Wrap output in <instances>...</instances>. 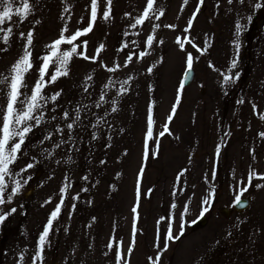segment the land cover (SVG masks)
Instances as JSON below:
<instances>
[{"label": "rangeland", "instance_id": "obj_1", "mask_svg": "<svg viewBox=\"0 0 264 264\" xmlns=\"http://www.w3.org/2000/svg\"><path fill=\"white\" fill-rule=\"evenodd\" d=\"M22 2L14 0L12 18L0 25V75H9L28 47L33 68L23 91L30 94L41 57L51 51L47 46L65 28L70 37L87 27L92 8L91 0H29L31 10L21 21L15 9ZM257 2L264 5V0H156L151 18L132 27L147 0H112L110 6L97 0L96 21L74 42L77 54L68 74L43 89L45 96L60 95L48 102L45 122L28 134L12 166L19 172L33 164L13 178L22 186L11 203L0 205L2 211L16 209L0 223V264H34L39 236L62 196L61 212L35 264H117V251L124 257L120 264H152L149 258L158 254V264H264V179H259L264 176V7L255 8ZM159 10L164 15L156 19ZM237 22L243 26L238 36ZM8 28L12 32L4 43ZM193 44L206 51L201 54ZM80 52L97 59H84ZM188 53L195 77L181 89ZM233 60L236 67L229 72ZM56 67L50 64L46 82ZM222 73L233 81L225 84ZM77 107L81 118L69 139L66 124ZM149 115L152 136L146 147ZM57 126L64 131L56 132ZM250 172L256 176L242 196L251 200L250 207L236 212L235 196ZM6 183L7 195L15 185L9 178ZM204 198L208 221L193 230L190 222L198 220ZM225 208L229 216L223 215ZM170 225L179 239L168 240L163 250Z\"/></svg>", "mask_w": 264, "mask_h": 264}, {"label": "snow or ice", "instance_id": "obj_2", "mask_svg": "<svg viewBox=\"0 0 264 264\" xmlns=\"http://www.w3.org/2000/svg\"><path fill=\"white\" fill-rule=\"evenodd\" d=\"M187 3V0H184ZM203 3V0H200ZM229 4L233 2V0H228ZM240 3H244V0H239ZM13 3L14 0H0V25H4L7 20L12 18L13 14ZM108 5L110 6L112 0H107ZM156 3V0H147L146 8L141 17L137 18L135 24L132 27H136V25L143 24L145 20L150 19V12L153 10V6ZM254 7L259 9L264 7L261 3H255ZM91 18L87 27L82 30H77L70 37H65L64 32L67 31V28L63 29L59 39L55 40L53 44L47 46L51 50L49 54L41 57L43 61L42 65L39 68V78L36 80L35 85L32 87L30 94L28 92L23 91L24 88L27 87L25 83L26 74L33 68L32 64V53L28 47L24 48L23 55L20 56L10 68L9 75H0V86H3L4 98L5 102L0 104V205H4L5 203H11L13 197L19 193L21 188V182L19 180L13 179L15 176H19L21 173L26 172L28 169L33 167L32 163L26 164V166L20 169L19 172H15L13 170V165L18 161L19 155L22 153V146L25 144L26 138L29 133L33 131L34 128L39 127L42 123L45 122V108L49 101L55 102L60 93H55L50 97L45 96L43 94V89L46 87L47 83L55 82L59 76H66L68 74V64L70 59L74 54H77V46L74 45V42L77 41L78 38L86 35L87 33L92 31L93 25L96 21L97 17V0H91ZM30 2L29 0H23L22 6L15 9V15L20 18L22 21L28 13L30 12ZM199 8H197V11ZM127 15V14H126ZM164 15L163 10L158 11V15H156V19H160L161 16ZM195 16V13H194ZM110 17V7L104 11L103 18L108 20ZM250 20L251 17L249 16ZM38 23V22H37ZM189 27H191L192 20H189ZM160 25H154V28H158ZM165 27H174L173 25H165ZM243 26L237 22L236 31L237 36L242 30ZM0 31H4L3 28H0ZM187 32L188 29L186 28ZM12 32L11 28L6 30V34L2 37L4 43L8 42V34ZM21 36H24V33H21ZM27 44L31 45L33 42V33L29 31L26 36ZM154 37L149 35L147 38V44L149 46L152 45ZM84 46H87V41H84ZM176 43L180 45L183 50L184 44L181 42V39L178 37ZM191 43V41H189ZM62 44L73 45L70 50L62 51L60 46ZM194 48H197L195 44L192 45ZM237 49L239 48V44L237 43ZM127 47V45H125ZM104 48V45L101 44L97 48V55ZM2 50V49H0ZM197 51L203 54V51L197 48ZM147 53H140L141 56L146 55ZM79 55L83 56L84 59L96 60L97 56L89 57L85 55L83 52H80ZM131 60V56L128 57ZM187 69L184 73L185 80L188 78L193 64V55L188 53L187 55ZM50 64L57 65L56 71L51 74L50 79L46 82L45 76L47 75V69ZM126 66V65H125ZM236 67V61L233 60L231 68L228 70L231 72L232 68ZM108 71H115L114 68H108ZM151 68L148 69L151 72ZM223 75L224 83H229L233 81L234 77L228 74ZM238 73L235 76L238 78ZM91 77H89L90 79ZM111 83V81H109ZM124 84H127L128 81H123ZM184 87V81H181L180 88ZM87 91V89H85ZM103 99V95L101 96V100ZM179 102V95L177 96V103ZM115 103V101H113ZM97 107L100 105L97 104ZM117 109L115 107L112 108V111L115 112ZM175 105L172 109V114L175 113ZM80 111L81 109L77 107L75 110V116L72 118L71 123L66 124V128L69 131V139H71V132L73 130L74 124L80 120ZM172 114L168 116V121H171ZM52 120H55L56 117L52 116ZM63 119H69V113L67 111L63 114ZM264 119V116L261 117ZM99 123V121H97ZM152 117L149 115L148 118V131L146 137V147H147V138L152 136ZM64 131L63 128L57 126L56 132L62 133ZM167 124L164 127V131L160 133L161 136L164 135V132H167ZM51 135L45 137V139H50ZM64 143V141H61ZM158 143V142H157ZM60 144H57L56 147H59ZM217 155H219V147L217 148ZM143 171V169H141ZM215 175V173H213ZM256 176L255 172H250L248 175V183L243 188L240 189L238 194L235 196V204L240 207H244V202L242 201V196L245 192L248 191V187L251 186L253 177ZM6 178L12 180V183L15 185L11 188L10 193L6 195V189L8 188V184L6 183ZM259 179H264V176H260ZM27 183V180L24 181ZM259 187V185H257ZM69 185H65L61 189V193L65 192ZM78 197H73V199H77ZM50 202V201H49ZM64 204L63 196L61 197L60 203H58L55 209L50 213L49 219L47 223L44 225L43 231L41 232L38 239V246L36 255L33 258V262L35 264L36 260L40 258L41 253L44 251L45 244L47 242V238L49 237L50 231L52 230L53 221L58 217L61 212V207ZM208 198H204L202 201V208L199 213L197 219L202 218L206 212H208L209 207H205L203 205H208ZM175 207V205H173ZM16 211L15 208H11L10 211H2L0 210V223H3L8 215L14 213ZM189 211L188 205L186 204L184 207V213L181 214V232L180 235H183V230L185 224L187 223L184 220V215ZM133 212H136V208H133ZM197 220H193L190 223L195 224ZM135 227V226H134ZM172 239H179V236H173L171 225L169 226L168 233L165 239V245L163 250H167V241ZM134 243V240H133ZM109 248L112 247V244L108 245ZM132 246L130 245L128 248V252L131 253ZM117 264H120V261L124 259L119 251L116 253ZM22 259V258H21ZM152 261V264H158L160 260V255L158 254L155 260L149 258Z\"/></svg>", "mask_w": 264, "mask_h": 264}, {"label": "water", "instance_id": "obj_3", "mask_svg": "<svg viewBox=\"0 0 264 264\" xmlns=\"http://www.w3.org/2000/svg\"><path fill=\"white\" fill-rule=\"evenodd\" d=\"M194 77H195V71L192 69L188 78L185 80V78L183 77V79H182L184 81V86H189L193 82ZM242 201L244 202V207H240V206H237L236 204H234V210L236 212H244L250 207L251 200L249 198H242ZM222 213L224 216H229L230 210L225 208L222 210ZM207 221H208V218L206 216L199 218L197 220V222L194 224L193 230H197V229L205 226Z\"/></svg>", "mask_w": 264, "mask_h": 264}]
</instances>
